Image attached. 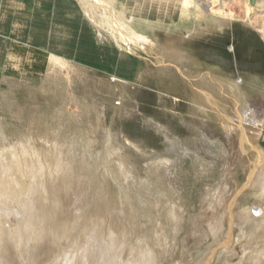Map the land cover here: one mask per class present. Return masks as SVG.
<instances>
[{"label":"rangeland","instance_id":"obj_1","mask_svg":"<svg viewBox=\"0 0 264 264\" xmlns=\"http://www.w3.org/2000/svg\"><path fill=\"white\" fill-rule=\"evenodd\" d=\"M102 1L152 47L116 41L95 4L0 0V151L35 149L46 179L69 170L64 218L81 244L96 219L126 258L264 264L246 217L260 211L264 232V0H208L209 13L205 0Z\"/></svg>","mask_w":264,"mask_h":264},{"label":"bare ground","instance_id":"obj_2","mask_svg":"<svg viewBox=\"0 0 264 264\" xmlns=\"http://www.w3.org/2000/svg\"><path fill=\"white\" fill-rule=\"evenodd\" d=\"M81 1L86 4H95V6H97L96 9L98 8L97 10L101 13L99 18L106 21L116 41L118 40L122 44H132L134 46L142 42L146 47H152L150 41L142 38L132 28L127 26V24H123L117 14L104 1ZM200 3L201 9L209 13L212 8L211 2L205 0L203 3ZM225 9H227L226 5L221 4L217 10L224 11ZM223 14L225 13H221L222 16ZM257 33L261 36L263 35L262 30H257ZM169 54L172 59L178 58L175 52L172 53L171 51ZM115 80L117 81V79ZM233 92V96L237 97V91L234 90ZM234 99L236 100V98ZM237 104H239V102H237ZM232 105L234 104L232 103ZM238 127L239 130L243 132L241 126ZM243 134L241 142H238L240 147L244 144ZM30 151L31 149H29V152ZM34 151L29 153L26 147L22 145L21 147H11L0 151V264H83L86 258H88L87 256H91L96 248L101 245L103 246H101L103 250L100 257L101 264H156V255H154L153 252H147L145 249V254L140 253L141 256L135 253L133 256H129L131 259H129V257L126 258V255L129 251L131 252V250L128 248L129 245L126 247L125 238L120 236L122 234L118 235V230L113 225L104 229L102 225L96 224L94 221L96 219L90 220V224L85 225L87 238L81 244L78 238L74 237V235L68 231L69 228L77 230V225L69 224L64 218L63 196L65 194L68 196V184L69 180L72 178L69 170L66 168L64 169L61 166L62 164L60 165V163H57L54 165L55 169L52 166L54 175L50 173V178L46 179V173H44L45 171L43 168L44 164L42 165L43 162H40V158L36 157L37 155H33L36 154ZM261 159L260 157L259 160ZM119 162L120 166L125 170V163L123 161ZM159 164L162 165V163ZM27 180L30 181L29 184H26ZM48 188L50 192H47ZM261 192L260 195H263L264 185L262 186ZM47 193H50L51 199H47L48 197L46 198ZM255 210L256 209H252L246 217L249 220V224L253 223V234H257L262 238L264 237V232L262 231L263 233L261 232L262 234H259L261 227L258 223L263 220V215H261L260 211L256 212ZM171 216L172 215H170L169 218L172 220ZM262 253L260 256L263 255ZM261 257L257 256L256 253V255L250 257V264H261Z\"/></svg>","mask_w":264,"mask_h":264}]
</instances>
